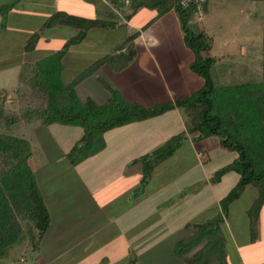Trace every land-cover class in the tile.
I'll return each instance as SVG.
<instances>
[{"label":"crops","instance_id":"obj_1","mask_svg":"<svg viewBox=\"0 0 264 264\" xmlns=\"http://www.w3.org/2000/svg\"><path fill=\"white\" fill-rule=\"evenodd\" d=\"M3 1L0 0V5L6 4ZM153 18V11L141 8L130 20H124L125 24L133 25L130 34L134 30H141L140 35L135 39L137 51L135 59L124 68H119L118 61L121 57L117 55L124 54L127 47L124 46L120 50L118 46L123 45L125 39L116 46L118 50L114 59L110 57L77 85L76 89L81 98H89L90 96H86L88 91L91 93L90 98L104 102L110 96L108 88L110 85L122 90L130 100L152 106L186 97L203 86V78L190 69L195 54L185 44L178 15L171 10L154 21ZM7 20L9 27L11 17ZM148 22L150 25L144 28ZM0 23L3 25L1 21ZM42 25L25 26L26 30L22 36L25 39H22L24 44ZM2 33H0V70L14 67L23 69L24 65L19 63L20 56H26L35 50L17 52L18 58L13 59V54L1 52V45L2 41H9L7 44L17 43L19 34L9 36L7 33L8 39H4L7 35ZM45 34L44 31L40 40L45 39L46 42ZM40 40L39 45L45 43H40ZM106 54L105 56L108 55ZM43 56L41 59L45 58V55ZM105 56L103 54L101 58ZM9 59L12 60L10 63L4 61ZM63 65L62 77L66 69L64 63ZM21 90L25 92L29 88L21 87ZM21 90L15 89L16 93L13 95L7 93V98L21 93ZM185 116L189 122L190 112L186 111ZM63 127L70 128V132H63ZM183 129H188V125L183 123ZM44 130L54 138L51 141L52 158L56 160L61 157L63 161L60 166L69 169L70 172L69 176L66 175V180L61 182L64 184L52 186L49 178L44 180L38 176L42 164H39L40 161L39 163L35 161V158L32 159V162L35 161L33 166L39 186L52 215V222L39 247L40 250L38 249L40 252L43 251L39 260L41 264H129L130 262L132 264H223L219 259L198 258L200 256L198 252L207 239L187 252L183 253L180 250L183 246L182 242L197 233L196 225L204 222L219 223L222 227L227 250L226 264H264V258L257 255L258 247L262 252L264 250V236L261 230V223L264 222V219H261L264 215V207L258 220L257 240L252 241L251 234L248 236V220L246 228L240 225L237 234L229 223L228 216L221 210L218 192L221 186L207 179L210 172L204 169L203 162L197 160V164L183 166L179 169L178 176L172 175L173 177L160 183L156 179L158 175L155 172L159 166L157 165L149 180L144 182L142 164L134 163V160L143 154L141 139H135L136 142L127 145L125 150L128 146L130 148L131 144L137 150L132 153L129 149L128 153L131 155L128 157H125V151L121 148L126 143L123 142L117 146L118 149L114 147L115 145L109 144L108 147L113 155L120 152L121 158L111 160L109 156L108 161L98 152L77 164H72L67 154L75 142L82 137L83 128L54 123ZM145 134L146 132L142 134L143 138ZM198 134L191 132L189 137L191 136L192 139H188L196 157L200 156L199 152L202 148L205 149L202 143L193 140ZM206 140L207 138L202 141ZM35 146L37 144H34ZM155 146L151 145L149 148ZM34 147L36 154L37 147ZM234 159L232 158L231 162ZM209 161L210 159L207 158L206 163L208 164ZM198 165L203 167L200 171H197ZM116 169L120 170L115 171ZM93 170L96 172L93 173ZM57 172L56 168L55 174ZM198 175L200 176L196 178ZM43 185L45 192L42 190ZM209 192L214 195V203H211L212 195ZM228 244L231 245V250ZM243 247L252 248L253 257L250 262L241 256ZM12 264H17V261Z\"/></svg>","mask_w":264,"mask_h":264},{"label":"trees","instance_id":"obj_2","mask_svg":"<svg viewBox=\"0 0 264 264\" xmlns=\"http://www.w3.org/2000/svg\"><path fill=\"white\" fill-rule=\"evenodd\" d=\"M10 7L11 5H0V12L5 8L11 9ZM129 8L131 12L125 14L126 21L141 8L154 12L152 21L171 10L175 11L180 20L185 44L195 54L190 69L203 78V86L186 97L152 106L132 101L122 90L110 85L108 100L99 102L90 97L83 99L76 89L77 85L110 57L114 59L116 55L110 53L98 59L69 82H65L61 75L64 69L63 58L70 46L82 42L92 28H116L121 21L111 18L110 23L107 19L76 16L65 11H57L51 15L42 27L27 39L26 51L36 48L46 28L58 24L71 25L77 29V33L66 40L63 48L40 60L36 65L35 69L38 70L35 75L27 80L31 88L26 91L41 95L45 104L28 105L18 110L9 109L6 104L7 93L0 89V126L4 129L0 130V260L10 257L11 248L23 233L28 239V247L32 251L38 250L52 222L51 212L32 164L35 156L32 141L5 131L19 124L32 125L36 122L42 129H47L54 123L80 126L84 133L67 154L69 161L77 164L104 147V134L107 131L159 116L176 107H183L186 111L188 108L192 110L188 122L189 133L198 132L199 140L217 136L223 148L237 152L235 159L218 169L213 179L217 182L229 171H235L239 175L235 186L226 194L224 201L220 202L221 210L227 216L229 205L239 197L244 188L251 184L257 186L258 197L248 213L251 239L257 240L258 220L264 207V56L263 75L259 81L222 82L218 77L215 78L213 72L217 58L206 54L212 48V38L204 29H197V26L193 25L198 20L196 14L201 19L207 10V0H188L187 4L181 0H130ZM150 22L144 25V28L148 27ZM140 33L141 30H135L123 45L118 46L120 50L124 46L127 47L124 54L117 55L121 57L118 61L120 69L135 59V39ZM25 70L26 67H23L22 73ZM24 79L21 78L20 83L26 84ZM186 139V133L181 132L152 153L135 159L134 163H141L143 167L142 181L149 180L155 167L180 149ZM196 226L197 233L183 241L180 250L187 252L207 239L198 252V258L219 259L226 264L225 235L219 223L204 222Z\"/></svg>","mask_w":264,"mask_h":264},{"label":"rangeland","instance_id":"obj_3","mask_svg":"<svg viewBox=\"0 0 264 264\" xmlns=\"http://www.w3.org/2000/svg\"><path fill=\"white\" fill-rule=\"evenodd\" d=\"M3 2H6V4H4L5 6L11 5V9L5 8L4 11L0 12V21L3 24L0 25V33L3 32L2 34L7 35L4 39H8V34L11 36L15 35V33L19 34V38H21L20 40L18 38L17 43L13 42L11 44H7L9 41H2L3 44L1 45V52L5 54H13V59L18 58L16 55L17 52H27L25 44L22 40L24 39L22 36L26 30L25 26H41V24H43L50 15H53L57 11H65L71 15L83 16L87 18L97 17L104 20H110L113 18L121 21V24L116 28H92L88 31L86 38L82 42L70 46L63 58V63L65 64L66 69L63 72L62 78L65 82L72 81L81 72L89 68L92 62H95L96 59H100L103 54L104 56L105 53H114L116 55V46L121 44L127 38L133 27V25L129 23H127L129 25L125 24L124 21L125 14L130 11V0H4ZM196 16L198 20L193 23V25H196L197 29H204L208 36L212 38V48L206 54H210L217 58L213 71L216 76L215 78L218 77L222 82L227 81L229 83L257 82L262 78L264 56V1L207 0V10L204 12V15L201 16V19L198 14H196ZM10 17L11 24L8 27L7 18ZM111 22L112 21L110 20V23ZM4 26H7V28ZM64 26L66 25L58 24L56 26L46 28L45 36L47 37V41L45 42V39H41L40 43H45L40 45L37 44L33 53L27 54L26 56H20L19 63L25 65L24 67H26V70L23 71V73L22 68L20 70L18 67L0 70V89H2L5 93L13 95V93H16L15 89L21 90V87L23 89L31 88V86L28 85L29 82H27V80L31 79V77L35 75V71L38 70L35 69L36 65L40 60H42L41 58L44 57L43 55L48 57L58 49L63 48L66 40L69 39L68 37L77 33V29L71 25H67L69 27L67 29L62 28ZM4 61L10 63L12 60L9 59ZM145 68L146 67L144 66V69ZM21 78H25L24 80H26V84L20 83ZM21 91L23 92L24 90ZM28 91L23 92V94H21L22 92L15 94L9 99L7 98L6 104L8 105V108L18 110L28 105L42 106L45 104L41 95H33L31 92L28 93ZM86 96L91 97V93L87 91ZM175 109L176 110H168L165 112L166 114L163 113L157 117L144 119L142 122L131 123L106 132L104 134L105 145L101 150H98L99 153H96L100 154V156H102L105 160L108 159L109 161V156L111 160L121 158L119 157L121 156L120 152H116L114 155L111 153L108 148L109 144L111 146L115 145L114 147L118 149V145L126 142L121 148L125 151V157H128L131 155L128 153L129 149H131L132 153L137 151L133 148L132 144L129 148V143L136 142L135 139H141V148H143V154L141 156L152 153L155 149L164 145L173 136L178 135L181 132L186 133L187 139H192L191 136V138L189 137V130L183 129V123L189 126L186 118L187 116H185L186 109L183 107H176ZM177 111H179V113ZM187 112H192V110L188 108ZM38 127H40L38 122L33 123L32 125L19 124L5 132L30 139L33 147L34 144H37V146H35L37 147V153L34 158L38 163L40 161V165L42 164V168L39 170L38 176H41L44 180L49 178L52 186L64 184L61 182L66 180V175L69 176L68 173L70 170L60 166L63 161L61 157L56 160L52 158V155L50 154V152L53 153L51 151L53 148L51 141H53L54 138L50 137L48 133H46V130ZM0 130L4 129L0 126ZM62 130L63 132H70V128L66 129L63 127ZM144 132H146L145 138L142 137ZM187 139L184 140V144L180 149H178L172 156L167 158L157 167L155 173L158 175L156 178L158 183L173 177L172 175L177 174L178 176L179 169L183 166L187 167L197 164V160L203 162L204 169L210 172L207 179L211 183H216L213 179V175L216 171L224 165L230 163L232 158L237 156V152L235 151L224 150L225 148L219 144V137L210 136L206 141L193 138L195 142L202 143L205 148L201 149V147H199L202 151L199 152L200 156L196 157L191 148L192 144L190 140ZM127 145H129L128 149L125 150ZM151 145L156 146L149 148ZM208 155H210V158ZM207 158L210 159L208 164L206 163ZM35 161L32 162V164H35ZM198 166L197 171H200L203 167L200 165ZM56 168L58 172L55 174ZM95 170H97V168ZM119 170L120 169H116L115 171ZM95 172L96 171L93 170V173ZM199 176L200 175L196 178ZM225 177L227 178L224 179ZM238 177V173L235 171H229L222 176V180L217 181V183L221 186V188H219L220 190H218L220 193L219 203L224 201L226 194L233 186H235ZM42 190L44 191V185ZM221 193L225 194L222 195ZM210 195H212V193ZM210 197L211 203H214V195ZM257 197V186L254 184L247 185L239 197L233 200L229 205V223L232 225L237 234L240 225L246 228V221L248 220V236H250L251 227L248 213ZM261 219H264V215H262ZM261 230L263 233L262 235L264 236V222L261 223ZM28 246V239L23 233L19 236L17 242L11 248L10 257L8 259L0 260V264H12V262L16 261L17 264H41L39 260H41L40 255H42L43 251L40 252V249L38 251H32ZM228 247L231 250L230 244H228ZM241 253L243 255H241ZM241 253L240 255L244 256L247 261L250 262L253 257L252 248L243 247L241 249ZM257 255H261V258H264V250L262 252L258 247ZM131 263L132 262L129 264Z\"/></svg>","mask_w":264,"mask_h":264},{"label":"built area","instance_id":"obj_4","mask_svg":"<svg viewBox=\"0 0 264 264\" xmlns=\"http://www.w3.org/2000/svg\"><path fill=\"white\" fill-rule=\"evenodd\" d=\"M181 1H182L183 3H185V4H187V1H188V0H181Z\"/></svg>","mask_w":264,"mask_h":264}]
</instances>
